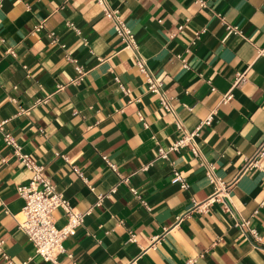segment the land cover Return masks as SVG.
I'll list each match as a JSON object with an SVG mask.
<instances>
[{
    "label": "crops",
    "instance_id": "0c3cea01",
    "mask_svg": "<svg viewBox=\"0 0 264 264\" xmlns=\"http://www.w3.org/2000/svg\"><path fill=\"white\" fill-rule=\"evenodd\" d=\"M107 3L131 29L175 117L147 90L135 52L95 0H1L4 253L15 264H49L18 226L17 188L31 172L4 143L8 133L72 210L85 213L63 241L71 258L63 254L61 264H264V154L248 164L264 141V0ZM76 66L83 75L74 83ZM237 73L244 81L234 86ZM212 110L213 122L195 138L199 156L185 146L157 158L158 145L182 133L175 118L193 130ZM205 163L223 187L199 210L215 192ZM173 170L186 189L171 184ZM63 213L52 212L57 227ZM0 264L9 263L0 255Z\"/></svg>",
    "mask_w": 264,
    "mask_h": 264
},
{
    "label": "built area",
    "instance_id": "2783aa9c",
    "mask_svg": "<svg viewBox=\"0 0 264 264\" xmlns=\"http://www.w3.org/2000/svg\"><path fill=\"white\" fill-rule=\"evenodd\" d=\"M95 2L101 6L102 12L106 15L112 26L120 38L121 42L130 48L136 54V65L139 71L144 75L147 90L159 97L161 106L169 113L174 114L173 107L169 100L164 96L161 91V82L157 80L152 73L149 71L145 64L144 59L137 53V48L139 47L137 41L131 29L123 22L116 9L110 8L107 0H95ZM200 7L206 6V0H196ZM1 7V0H0ZM74 29L73 24H69ZM228 33H231L236 28H232L227 25ZM181 29V26L178 27ZM78 32V30L76 29ZM260 54L264 55V48L259 51ZM68 60L72 61L68 58ZM77 76L71 80V82L77 83L83 75L82 68L79 66L75 67ZM244 81V73H237L234 86ZM127 92V90H125ZM231 98L230 90L226 92L221 102H227ZM23 112V110H21ZM216 115V110L210 111L207 116L202 119L198 125L193 130H184L181 128L180 121L175 118L174 122L178 129L181 130V135L172 142L169 146L163 147L158 145L157 147V158L167 159L170 152H178L185 146H190V150L194 156H199L200 152L195 142V138L198 136L200 129L203 126H209ZM2 130V123H0V131ZM4 143L12 148L14 155L17 157L21 165L31 172V176L27 184L20 185L17 188L18 195L23 199L24 204L20 211V216L18 219V226L25 232L29 240L34 244L35 252L49 264H61L59 261L60 256L65 254L68 258H71L70 254L66 253V249L63 246V241L75 234L77 228L81 226L85 213L74 212L69 204V202L62 196L61 193L57 192L50 182L49 178L44 174L43 168L36 164L34 160L27 153L22 152L21 146H19L13 136L8 133H3ZM264 154V141L260 146H258L254 156L248 162V164L257 165V159ZM104 161L108 167L116 171L115 165L109 162V160L103 156ZM67 161V156L63 157ZM74 170L77 171L76 168ZM205 175L215 186L214 195H212L205 203L199 207V210L206 208L209 202L217 198L218 190L223 187V182L217 178L214 172V166L209 163H205ZM171 184L177 185L180 189H186L188 184L185 178L177 171L173 170L171 179ZM134 193L135 190L131 189ZM60 208L65 216V223L61 227H57L53 217L52 212ZM241 227L246 228L248 234L254 237L256 240L259 239L256 231L249 227L247 220L240 223ZM0 241V255L9 263L15 264L4 253L1 247ZM192 260H189L187 264H190Z\"/></svg>",
    "mask_w": 264,
    "mask_h": 264
}]
</instances>
